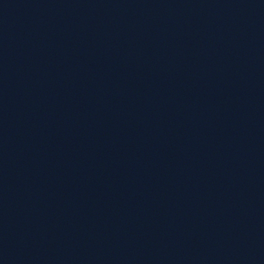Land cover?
<instances>
[{"label":"water","instance_id":"water-1","mask_svg":"<svg viewBox=\"0 0 264 264\" xmlns=\"http://www.w3.org/2000/svg\"><path fill=\"white\" fill-rule=\"evenodd\" d=\"M0 264H264V0H0Z\"/></svg>","mask_w":264,"mask_h":264}]
</instances>
